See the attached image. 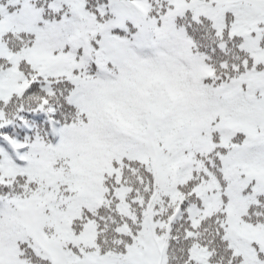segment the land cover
<instances>
[{
  "label": "trees",
  "instance_id": "16d2710c",
  "mask_svg": "<svg viewBox=\"0 0 264 264\" xmlns=\"http://www.w3.org/2000/svg\"><path fill=\"white\" fill-rule=\"evenodd\" d=\"M185 1L0 0V264H51L10 200L45 189L71 260L151 217L166 264H264V14Z\"/></svg>",
  "mask_w": 264,
  "mask_h": 264
},
{
  "label": "rangeland",
  "instance_id": "374dc122",
  "mask_svg": "<svg viewBox=\"0 0 264 264\" xmlns=\"http://www.w3.org/2000/svg\"><path fill=\"white\" fill-rule=\"evenodd\" d=\"M196 0H187L185 1L181 8H190L194 5ZM237 0H217L215 6L218 8H229L232 4H234ZM244 3L252 5L258 11L264 13V0H241ZM147 142H152V133L149 129L147 134ZM148 146V145H147ZM152 156L154 160H158V162L164 161L165 151L161 146H155L151 150ZM157 164V163H155ZM160 169V166L157 168ZM252 178H257L264 181V171L262 170H253L248 171L244 175V180L248 181ZM46 197H49L46 195ZM66 198V197H65ZM65 198L60 199V201L55 202L54 204H58L59 202H63ZM16 207L20 210L21 216L25 219V229L31 238L37 243H41L43 247L41 248L47 252L52 264H66L69 262L67 251L65 248H61L60 242L58 245H55V242L50 240V236H48L44 231V224L46 220V215L43 212L44 205L40 202H36V197H12L11 198ZM233 221V217L231 218ZM235 224V223H234ZM39 243H38V242ZM154 253L156 256V260L150 264H157V260L159 259L158 247L159 243L154 242ZM76 248L85 249V243L77 244ZM92 251L91 256L92 260L95 264H112L114 253L110 251L99 252L96 248L89 249ZM150 255H153L152 251H149ZM51 256V257H50ZM83 260V259H82ZM82 260H76L75 264H82L80 263Z\"/></svg>",
  "mask_w": 264,
  "mask_h": 264
}]
</instances>
